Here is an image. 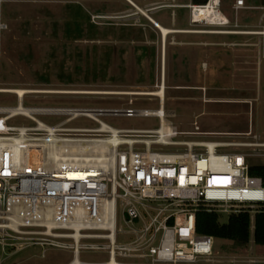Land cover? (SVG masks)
Segmentation results:
<instances>
[{
    "label": "built area",
    "instance_id": "obj_1",
    "mask_svg": "<svg viewBox=\"0 0 264 264\" xmlns=\"http://www.w3.org/2000/svg\"><path fill=\"white\" fill-rule=\"evenodd\" d=\"M210 5L223 18L196 20L195 12ZM222 5L188 4L191 22L258 36L260 66L264 3L234 0V21ZM242 10L258 12L256 23H241ZM84 91L54 94L109 95ZM27 94H16V105H0V264L29 247L68 250L73 258L83 251L108 254L84 264H203L214 238L196 230L200 208L248 210L254 218L264 207V181L250 173L249 161L264 157L258 132L239 142L218 139L220 133L202 131L197 122L180 130L160 96L158 108H140L133 99L129 106H27ZM106 116L156 117L159 124L118 128ZM80 119L91 125H75ZM243 145L252 153L237 148Z\"/></svg>",
    "mask_w": 264,
    "mask_h": 264
},
{
    "label": "rangeland",
    "instance_id": "obj_2",
    "mask_svg": "<svg viewBox=\"0 0 264 264\" xmlns=\"http://www.w3.org/2000/svg\"><path fill=\"white\" fill-rule=\"evenodd\" d=\"M133 1L138 7L127 0H0V105L17 104L16 93L6 90L25 88L43 91L28 93L27 106H129L133 99L135 107L158 108L159 96L117 93L158 91L165 83V109L176 113L173 120L180 130H193L197 122L202 131L220 133L215 137L221 140L249 142L253 139L247 133L252 131L264 141V59L259 66V37L222 34L227 31L220 27L192 23L190 8L182 6L191 0ZM233 2L223 0L221 8L232 21ZM139 8L173 29L203 32L170 33L165 49L160 29ZM257 16L256 11L242 10L238 18L255 24ZM58 89L117 93L81 98L54 94L63 91ZM103 119L118 128L159 124L156 117ZM74 124L91 122L80 119ZM237 148L252 153L248 145ZM249 161L264 162V157L251 155ZM217 213L221 222L231 215ZM251 219L247 246L214 238L213 252L202 257V263L264 264V246L254 242ZM80 258L101 262L108 254L83 251ZM72 260L68 250L29 247L4 264Z\"/></svg>",
    "mask_w": 264,
    "mask_h": 264
},
{
    "label": "trees",
    "instance_id": "obj_3",
    "mask_svg": "<svg viewBox=\"0 0 264 264\" xmlns=\"http://www.w3.org/2000/svg\"><path fill=\"white\" fill-rule=\"evenodd\" d=\"M194 4H205L207 0H192ZM264 2V0H263ZM250 173L264 181V162H251ZM196 230L199 234L209 235L215 239L232 241L236 246L245 247L252 236V219L248 210L232 213L228 221L221 222L215 211L200 208L197 212ZM254 242L264 246V207L254 217Z\"/></svg>",
    "mask_w": 264,
    "mask_h": 264
},
{
    "label": "bare ground",
    "instance_id": "obj_4",
    "mask_svg": "<svg viewBox=\"0 0 264 264\" xmlns=\"http://www.w3.org/2000/svg\"><path fill=\"white\" fill-rule=\"evenodd\" d=\"M140 11L145 14L161 31L162 33V37H163V42H164V48L166 49V41H167V37L170 33H175V32H203V31H189V30H179V29H173V28H169L165 25H163L162 23H160L159 21H157L156 19H154L153 17H149V15L146 14L145 11H143L141 8H139ZM195 16L199 19H203V20H207L211 23H215L218 22L220 19H222V15L219 13V11L212 7L211 5L209 7H201L199 8L198 11L195 12ZM7 92H14L16 94H19L21 96H24L26 93H33V92H43V91H34V90H28L25 88H18L15 90H6ZM48 92V91H45ZM85 93L86 91H60L59 93ZM94 93H106V94H115L112 92H97V91H93ZM92 92V93H93ZM117 94H129V95H134V94H141V95H156V96H160L163 100L165 97V87L162 86L161 89H159L158 91H142V92H123V93H117ZM165 109V107H164ZM161 112H163V109H161ZM84 261L81 260V258L79 256L73 258V260L68 263V264H84ZM108 264H115V260H111L108 261Z\"/></svg>",
    "mask_w": 264,
    "mask_h": 264
},
{
    "label": "crops",
    "instance_id": "obj_5",
    "mask_svg": "<svg viewBox=\"0 0 264 264\" xmlns=\"http://www.w3.org/2000/svg\"><path fill=\"white\" fill-rule=\"evenodd\" d=\"M129 3L135 5L136 7H138V5L133 1V0H127ZM192 1V0H191ZM193 3V2H192ZM188 4L189 3H186V4H182L183 7H188ZM166 26V25H165ZM169 27V26H167ZM169 28H172V27H169Z\"/></svg>",
    "mask_w": 264,
    "mask_h": 264
}]
</instances>
